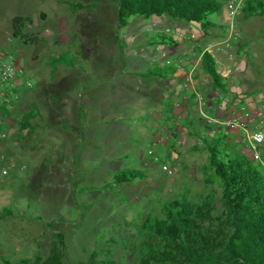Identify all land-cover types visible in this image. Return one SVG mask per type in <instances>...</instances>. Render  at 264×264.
<instances>
[{"label": "rangeland", "instance_id": "374dc122", "mask_svg": "<svg viewBox=\"0 0 264 264\" xmlns=\"http://www.w3.org/2000/svg\"><path fill=\"white\" fill-rule=\"evenodd\" d=\"M78 2L93 6L73 12L66 4ZM117 2L0 0V45L8 48L3 44L12 35L11 22L16 17L22 19V32L30 41L16 39L11 49L36 91L30 93L28 102L10 112L12 124L6 126L7 138L0 141V209L13 212L0 220V264L3 258L45 259L55 230L65 239L63 264H101L107 260L136 264L142 244L154 239L142 223L147 215L159 214L164 204L182 197L197 202L212 191L217 208L213 219L220 215V189L206 184L202 169L207 153L193 149L201 146L200 136L207 132L198 120L196 106L191 105L189 117L181 110L184 118L175 124L173 111L165 119L161 108L153 109L157 100L142 84L137 85L139 80L133 75L135 70L154 66V58L161 65L173 63L167 57L173 60L188 45L178 40L149 52L144 49L149 35L145 30L151 23L156 24L157 32H185L189 28L200 46L219 39L223 26L218 22L204 35L197 22H173L161 16L131 18L133 27L118 28ZM224 13L222 7L209 19L218 21ZM236 25L242 39L225 58L228 91L260 94L264 92V16L244 19L240 12ZM103 28L109 36L103 35ZM59 58L60 63H52ZM70 64L82 74L74 79L75 86L62 87L49 79ZM96 65L107 71L105 78H97L98 84L111 83L106 91H94L91 86L84 90L77 83L93 82L87 70H97ZM194 79L203 94L211 87L209 77L203 74ZM160 82L166 85L170 80ZM78 94L83 95L81 104L77 103ZM34 103L39 116L30 123L37 127L26 136V130L19 131V122L25 114L35 112ZM80 116L95 124L96 136L86 132L74 137ZM153 122L159 123L160 131L150 127ZM152 138L159 146L150 155L147 150ZM225 143L250 159L237 135L227 132ZM153 155L167 163L174 176L162 172ZM127 168L145 170L147 176L125 185L105 186L114 174ZM213 223L220 224L217 220Z\"/></svg>", "mask_w": 264, "mask_h": 264}, {"label": "trees", "instance_id": "16d2710c", "mask_svg": "<svg viewBox=\"0 0 264 264\" xmlns=\"http://www.w3.org/2000/svg\"><path fill=\"white\" fill-rule=\"evenodd\" d=\"M66 4L73 12L93 6L79 2ZM222 7L219 0H118L116 24L122 28L131 18L167 16L174 21L197 22L206 34L215 27L209 17L218 14ZM241 13L244 19L264 16V0H246ZM23 25L22 19L14 18L12 36H21L27 43L30 40L21 34ZM177 41L172 33L161 31L149 34L146 43L171 46ZM52 63H60V58ZM200 67L209 77L212 89L228 91L226 80L219 75L210 54L202 56ZM177 72L172 66L154 65L137 74L142 78L165 79ZM32 105L35 112L25 114L19 122V131L26 130V136L32 135L37 126L30 120L39 116L36 104ZM225 140V132L211 137L203 134L201 146L193 147L207 153V164L202 169L206 184H216L220 189V215L213 219L217 208L213 204L212 191L197 202L182 197L164 204L159 214L147 215L142 223V228L154 239L142 244L136 264H264V174L248 157L230 149ZM146 176L145 170L127 168L114 174L112 182L105 186L125 185ZM12 215L11 209H0V220ZM214 220L220 224L215 225ZM48 226L54 227L52 223ZM65 254L63 233L55 230L45 259L8 261L3 258L2 261L3 264H63ZM101 264L122 263L107 260Z\"/></svg>", "mask_w": 264, "mask_h": 264}, {"label": "built area", "instance_id": "2783aa9c", "mask_svg": "<svg viewBox=\"0 0 264 264\" xmlns=\"http://www.w3.org/2000/svg\"><path fill=\"white\" fill-rule=\"evenodd\" d=\"M219 1L223 3L225 13L222 18L223 35L216 41L200 46L191 37L193 34L190 31L171 32L178 40L186 41L188 44L177 58L176 69L182 75V90L190 92L187 97L190 95L194 97L200 120L207 128L206 134L210 137L220 132L237 135V142L244 144L251 161L256 163L264 174V92L249 95L230 91L218 92L210 100L196 87L195 73L205 53L212 56L219 75L227 80L229 73L225 58L230 56L233 45L242 39L236 20L246 0ZM23 27L21 34L25 35L22 32ZM26 27L28 30L32 29L30 24ZM146 32L149 34L157 32L156 24L151 23L146 28ZM16 39L24 42L23 37L11 35L6 38L5 43L13 46ZM156 61L154 58L153 62ZM32 88L33 84L25 69L17 62L15 52L11 48H2L0 45V141L7 138L5 113L17 109L24 93ZM219 113L225 115L219 116ZM183 118L184 114L176 113L173 121L176 124ZM149 154L152 155L153 152L150 150ZM152 158L162 172L168 176H174L173 169L167 163L161 162L157 155H153Z\"/></svg>", "mask_w": 264, "mask_h": 264}, {"label": "crops", "instance_id": "0c3cea01", "mask_svg": "<svg viewBox=\"0 0 264 264\" xmlns=\"http://www.w3.org/2000/svg\"><path fill=\"white\" fill-rule=\"evenodd\" d=\"M159 18H161V17H159ZM169 20H172V19L170 18ZM172 21L173 22H177V21H174V20H172ZM222 21H223L222 18L221 19L219 18L218 21H211V22L215 25L218 22L222 24ZM132 25H133V23H129L128 22V24L125 27H133ZM215 28L216 27H213L212 29H215ZM133 30L135 31L134 28H133ZM186 30L191 32V30H189V28L186 29ZM103 31H104L103 32V35H106L107 34L109 36V34L106 32V29L105 28H103ZM175 31L176 30H172L171 32H175ZM209 31L210 30H208V32ZM145 32H146V30H145ZM123 35L124 34H122L121 36H123ZM193 35L196 36L195 34H193ZM193 35H191V37H193L196 40L198 37L197 36L194 37ZM147 40H148V36L145 38V44H146V46L144 47V49H148L149 52L150 51L152 52L153 50L155 51V50H157V48L164 47L163 45H147V43H146ZM4 43H5V41H4ZM5 44H3V46L8 47V48H11L12 47V45H8L7 43H5ZM179 56L174 55V59L173 60H171V58L169 59V56H168L167 57L168 60L171 61V62H173V63H170L169 65H165V64L164 65L165 66H172V67L176 68V62H177V58H179ZM189 61H190V59H189ZM153 63H154V65L164 66V65H161L162 63H158V61L153 62ZM63 66H65V65H63ZM152 66L153 65L148 66L147 68H151ZM72 67L73 66H70V65L67 66L66 69H63L62 70V73L60 75H57L56 73L53 72V75H51L49 77V79L50 80H55L56 81V84L59 85V86L61 85L62 87H65V86L68 87L70 85L71 86H75L74 85L75 84L74 79L80 78L82 76V74H81L80 71L74 70ZM147 68L135 70L133 77H136L139 80L137 82V85L142 84L143 85L142 87H145L147 91H150V93H152L151 95L157 100L155 102L156 106L154 104L153 105L151 104L152 107H153V109L156 108L157 110H159V108H161L160 109V113L165 114V119H167L169 117L170 112L173 111V113L176 114V113H181V110H184L183 113L185 114V116H188L189 117V115H190V107H191V105H195V102H194L193 95H190L189 97H187L190 93H187V91H184L181 88L182 75L177 72L173 76H168L165 79L166 80L167 79L170 80V82L165 85V84H162L160 82L162 79H159V78H156V77H152V78H142V77H140L137 74L139 72H144ZM94 69H97V65L95 66ZM87 74L89 75V77H93V79H94L93 82H90L89 83L88 80H85L83 82L77 81V83H80V85L82 86V88L84 90L89 89L90 86H91L94 91H99V90H105L106 91V88H108L110 86V84H111V83L108 84L106 82H104L102 84H98V82L100 80L97 79V78H100V77L101 78L102 77L105 78L106 77V75H107L106 69H104V70L97 69V70H94V71L93 70H87ZM125 74H126V72H125ZM202 74L204 75L205 78L206 77L208 78V76L202 71L201 67L199 66L197 68V70H196V73H195L196 79L197 78H200V76ZM172 80H173V82H172ZM50 84H51V81H50ZM197 87L199 89V86L198 85H197ZM32 91L34 92V94L36 93V91H34L33 89L30 90V91H26L24 93V96H23L22 100L20 101V103L18 104L17 109H19V107L22 106L25 103V101L28 102L29 97H30L29 95H30V93H32ZM218 92H220V91L217 90V89L214 90V89H212L210 87L208 91L207 90L204 91V95L208 99L212 100V98L214 97V95H216ZM147 93L149 94V92H147ZM82 99H83V95L82 94L81 95L78 94L77 103L81 104L82 103ZM90 99H92V98L90 97ZM33 100L35 101V98H33ZM181 104H183L184 106H182V108L180 109L179 106ZM6 117H7L6 124H7L8 128H9L11 126V124H12V121H13L12 118L13 117H12V115L10 113L7 114ZM87 119L88 118L86 116H80L79 123L74 128V131H75L74 132V137L75 136L82 137L81 135H83L86 132L89 133L90 135H92V132H93L94 133V136H96L97 133L95 131V124H92ZM198 120H199V122H201L200 118ZM172 124L173 123H171V125ZM150 127L151 128L152 127L155 128L154 129L155 131H160V128H161V126L159 125V123H155V122H153L152 124H150ZM81 128H83V129H81ZM91 128H93V131L91 130ZM23 133L25 135L26 134V131H23ZM84 140L85 139H82L81 140L82 144L84 143ZM158 143H159V141L158 142L155 141V140L153 141V138H152L150 147H149V149L147 151H150L151 150L155 154L156 153L155 152V149H158V146H159ZM84 145L85 144H83L82 147H84ZM80 154H81V158H82V153H80ZM119 156H121V155H119Z\"/></svg>", "mask_w": 264, "mask_h": 264}]
</instances>
